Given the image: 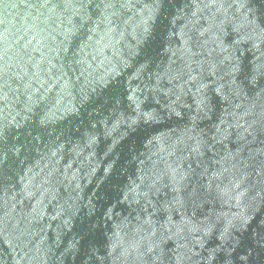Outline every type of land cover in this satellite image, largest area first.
Returning a JSON list of instances; mask_svg holds the SVG:
<instances>
[{"label": "water", "instance_id": "1", "mask_svg": "<svg viewBox=\"0 0 264 264\" xmlns=\"http://www.w3.org/2000/svg\"><path fill=\"white\" fill-rule=\"evenodd\" d=\"M0 264H264V0H0Z\"/></svg>", "mask_w": 264, "mask_h": 264}]
</instances>
